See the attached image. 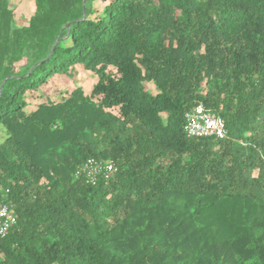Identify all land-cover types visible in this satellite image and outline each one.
Here are the masks:
<instances>
[{"label":"trees","instance_id":"16d2710c","mask_svg":"<svg viewBox=\"0 0 264 264\" xmlns=\"http://www.w3.org/2000/svg\"><path fill=\"white\" fill-rule=\"evenodd\" d=\"M79 65L89 92L34 101ZM199 104L226 137L187 135ZM0 132V264H264V0H35L23 26L0 0Z\"/></svg>","mask_w":264,"mask_h":264},{"label":"built area","instance_id":"2783aa9c","mask_svg":"<svg viewBox=\"0 0 264 264\" xmlns=\"http://www.w3.org/2000/svg\"><path fill=\"white\" fill-rule=\"evenodd\" d=\"M185 131L190 137L216 136L224 138L227 136V129L223 118L199 104L191 111L186 112ZM114 170V165L110 160H98L89 158L82 167V172L86 174L89 181L95 182L101 175H109ZM15 223V211L7 203H0V235L5 236L11 226Z\"/></svg>","mask_w":264,"mask_h":264},{"label":"rangeland","instance_id":"374dc122","mask_svg":"<svg viewBox=\"0 0 264 264\" xmlns=\"http://www.w3.org/2000/svg\"><path fill=\"white\" fill-rule=\"evenodd\" d=\"M9 5L14 12L16 25H27L35 11V0H9ZM95 82V75L79 65L70 74H55L50 78L48 84L40 87L36 91H32L31 96L34 101L47 100V98L51 97L56 98L60 94L71 91L77 86H81L86 92H89ZM147 87L153 89L150 83L147 84ZM2 137L3 133L0 132V139Z\"/></svg>","mask_w":264,"mask_h":264}]
</instances>
